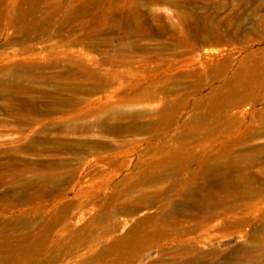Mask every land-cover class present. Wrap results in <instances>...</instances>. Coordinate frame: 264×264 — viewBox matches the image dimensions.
Listing matches in <instances>:
<instances>
[{
    "label": "rangeland",
    "instance_id": "obj_1",
    "mask_svg": "<svg viewBox=\"0 0 264 264\" xmlns=\"http://www.w3.org/2000/svg\"><path fill=\"white\" fill-rule=\"evenodd\" d=\"M0 264H264V0H0Z\"/></svg>",
    "mask_w": 264,
    "mask_h": 264
}]
</instances>
